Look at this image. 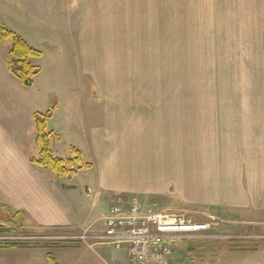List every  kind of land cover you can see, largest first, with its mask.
<instances>
[{
  "label": "crops",
  "instance_id": "1",
  "mask_svg": "<svg viewBox=\"0 0 264 264\" xmlns=\"http://www.w3.org/2000/svg\"><path fill=\"white\" fill-rule=\"evenodd\" d=\"M251 7L252 0H0V22L39 50L41 55L36 58L46 57L47 63H43L40 72L45 68L53 77H58L56 72L62 68L57 61L62 59L56 57L64 56L71 77L76 79L159 78L167 76L163 71L171 69L187 48L214 46L212 40L227 38L226 33L221 32L237 30L238 16L250 14ZM222 18L228 26L221 27ZM9 49L5 62L0 60V110L4 111L0 116V221L16 224L17 229L31 237L76 233L93 225L86 223L82 208L83 201L92 192L91 180L78 184L74 181L77 170L61 178L32 163L40 151L34 114L41 112L35 107L36 94H32L22 100L26 103V116H30L28 120L14 127L8 117V105L1 96L11 100L16 92L27 95L31 87L23 86L8 71ZM133 101L125 103L128 107L120 109L117 124L113 123L117 130L114 135L117 152L111 154L108 150L105 126L90 128L86 141L91 154L96 159L103 158L95 189L97 197L102 192L107 195L113 192L108 206L117 194L152 195L169 190L171 186L183 187L193 180L190 174L194 172L187 169L179 142L174 151L171 141L178 127L162 118L146 117V113L140 112L142 109L134 108L139 104ZM14 106L18 109V103ZM54 114L55 110L46 120V131L50 134L52 155L62 158L55 155L62 141L55 134V126L47 129ZM254 127L256 131H252L253 128L246 131L249 142L245 149L229 152L228 156H233L234 161L224 162L223 166L219 161L211 173L206 170L208 177L202 181L209 183L207 186L211 187L218 207L233 210L242 222L264 224L263 123ZM32 145L37 147L34 150L37 155L25 151ZM108 156H111V168L106 163ZM90 167L92 164L78 171L86 173ZM111 174H115L116 183L112 182ZM96 246L110 260L125 256L111 246ZM212 249L208 255L213 261L197 264H216L215 260H228L223 264H233L229 260L237 258L249 261L260 250L220 246ZM55 250L58 259L53 264H60L63 249ZM9 251L26 252L27 258H37V264H47L54 259L40 247ZM260 251L263 258V250Z\"/></svg>",
  "mask_w": 264,
  "mask_h": 264
},
{
  "label": "rangeland",
  "instance_id": "2",
  "mask_svg": "<svg viewBox=\"0 0 264 264\" xmlns=\"http://www.w3.org/2000/svg\"><path fill=\"white\" fill-rule=\"evenodd\" d=\"M250 10V14H238L237 30L234 28L233 31H222L227 38L212 40L214 46L187 48L182 53L183 56L177 58L179 61L173 62L171 69L163 71L162 74L167 75L165 77L76 79L71 77L72 72L64 56L56 57L62 59H56L62 68L56 72L59 76L53 77L45 68L40 72L43 63H47L46 57L43 60L29 58L33 65L39 67V72L34 77L28 94L16 92L11 100L3 95L1 98L8 105V117L14 122V127H19L20 121L30 118L26 116V103L22 101L27 96L36 94L35 107L43 114L54 105L55 114L47 129L52 130L55 126V134L62 140L55 155L72 158V147L79 152L83 164H92L88 172L79 173L77 170L74 175V181L78 184L91 180L89 188L92 192L82 203L86 223H93L87 227L96 230L102 226V216L106 213L113 195L110 191L108 195L103 192L99 197L96 195L95 180L99 181L103 158L96 159L86 145L90 128L100 129L105 126L108 150L111 154L117 152V139L114 137L117 133L114 125L117 124V114L124 106L128 107L125 103L134 100L135 104H139L134 108L142 109L140 112L146 113V117H155L157 120L162 118L166 123H172L173 127H178L171 138L173 148L179 142L181 156L186 157L187 169L194 173L190 174L193 180L183 187L171 186L169 190L152 195L134 192L132 193L135 195H131L145 203L154 202L161 210L183 214L185 220L208 223L210 232L218 236L212 239L174 241L171 244L174 262L208 263L213 261L208 252L212 253V248L216 246L260 249L264 254V224L242 222L233 210L224 206L218 207L211 187L207 186L209 183L203 184L202 181L208 177L205 175L206 170L211 173V170L217 168L219 161L221 166L224 162L234 161L233 156H228L230 151L236 148L245 149L249 142L246 131H251L252 128V131H256L254 126L262 123L264 130V0H252ZM221 21V27L225 24L228 26L223 18ZM10 45V39L0 43L1 61H4ZM12 78L23 88L15 77ZM17 103L18 109H15L14 104ZM3 112L0 110V116ZM31 148H26L25 151L37 155L34 152L37 147L32 145ZM110 162L111 156H108L106 163L111 168ZM145 173L148 174L149 171L146 170ZM141 175V179H144V175ZM111 178L116 183L115 174H111ZM14 225L16 224L0 221V239H27L33 244L43 246L41 249L54 257L47 264H53L58 259L55 248L63 249L60 264H129L124 255L116 261L108 259L98 246L89 248L85 242L79 240L57 241L45 239L47 237H31ZM52 236V233L49 234L50 238ZM9 249L17 248H0V264L38 263L37 258H27L26 252ZM108 249L113 250L111 247ZM260 250L249 261L237 258L229 262L264 264ZM114 252L119 254V251ZM220 262L222 260H215L216 264H223L228 260Z\"/></svg>",
  "mask_w": 264,
  "mask_h": 264
},
{
  "label": "built area",
  "instance_id": "3",
  "mask_svg": "<svg viewBox=\"0 0 264 264\" xmlns=\"http://www.w3.org/2000/svg\"><path fill=\"white\" fill-rule=\"evenodd\" d=\"M208 223L185 220L183 214L161 210L154 202L117 194L99 229L86 227L79 233L53 235L59 240L82 241L93 248L108 245L122 251L130 264H176L174 241L218 238Z\"/></svg>",
  "mask_w": 264,
  "mask_h": 264
},
{
  "label": "trees",
  "instance_id": "4",
  "mask_svg": "<svg viewBox=\"0 0 264 264\" xmlns=\"http://www.w3.org/2000/svg\"><path fill=\"white\" fill-rule=\"evenodd\" d=\"M10 39L11 47L7 54L8 71L15 76L23 86L29 87L33 83L34 77L39 72V67L33 65L29 58H36L41 55L39 50L28 45V43L12 30L8 29L0 22V42ZM54 105L43 113H35L34 121L36 125V143L39 147V156L32 159V163L38 167L48 169L54 175L64 178L71 176L76 170L82 167H89L83 164L79 152L70 148L72 158H59L52 155L50 147V134L46 131V120L51 117ZM22 240V241H21ZM40 247L27 239L12 240L8 238L0 239V248H26ZM49 258H51L48 255Z\"/></svg>",
  "mask_w": 264,
  "mask_h": 264
}]
</instances>
